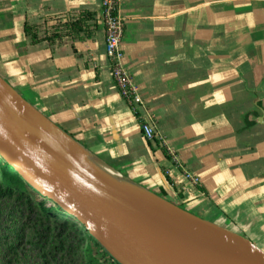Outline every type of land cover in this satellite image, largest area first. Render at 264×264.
Returning a JSON list of instances; mask_svg holds the SVG:
<instances>
[{"label":"crops","instance_id":"crops-1","mask_svg":"<svg viewBox=\"0 0 264 264\" xmlns=\"http://www.w3.org/2000/svg\"><path fill=\"white\" fill-rule=\"evenodd\" d=\"M118 8L136 113L111 74L102 0H0V75L124 176L264 251V0ZM79 10L96 14L90 37L31 44L24 32Z\"/></svg>","mask_w":264,"mask_h":264},{"label":"water","instance_id":"water-1","mask_svg":"<svg viewBox=\"0 0 264 264\" xmlns=\"http://www.w3.org/2000/svg\"><path fill=\"white\" fill-rule=\"evenodd\" d=\"M0 153L121 264H264L251 240L124 176L1 75Z\"/></svg>","mask_w":264,"mask_h":264},{"label":"trees","instance_id":"trees-1","mask_svg":"<svg viewBox=\"0 0 264 264\" xmlns=\"http://www.w3.org/2000/svg\"><path fill=\"white\" fill-rule=\"evenodd\" d=\"M95 12L26 21L31 44L93 33ZM0 264H121L73 216L38 194L0 155Z\"/></svg>","mask_w":264,"mask_h":264},{"label":"built area","instance_id":"built-area-1","mask_svg":"<svg viewBox=\"0 0 264 264\" xmlns=\"http://www.w3.org/2000/svg\"><path fill=\"white\" fill-rule=\"evenodd\" d=\"M118 6L119 0H102L106 34L105 53L110 63L112 77L122 98L136 113L138 108L144 105V102L132 81L130 73L122 63L121 41L124 34V24ZM141 132L146 140H152L157 136L154 124L150 120L141 122ZM185 174L193 182L199 181V178L190 172L186 171Z\"/></svg>","mask_w":264,"mask_h":264},{"label":"bare ground","instance_id":"bare-ground-1","mask_svg":"<svg viewBox=\"0 0 264 264\" xmlns=\"http://www.w3.org/2000/svg\"><path fill=\"white\" fill-rule=\"evenodd\" d=\"M27 180L31 183H34V180L32 178H27ZM35 184V183H34ZM42 191V188H39Z\"/></svg>","mask_w":264,"mask_h":264},{"label":"rangeland","instance_id":"rangeland-1","mask_svg":"<svg viewBox=\"0 0 264 264\" xmlns=\"http://www.w3.org/2000/svg\"><path fill=\"white\" fill-rule=\"evenodd\" d=\"M0 155H1V153H0ZM1 157L6 161V159L1 155ZM7 162V161H6ZM9 165H11V167H12V164H10L9 162H7Z\"/></svg>","mask_w":264,"mask_h":264}]
</instances>
